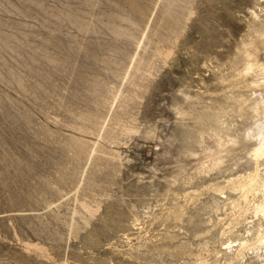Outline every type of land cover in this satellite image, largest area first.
<instances>
[{"label":"rangeland","instance_id":"374dc122","mask_svg":"<svg viewBox=\"0 0 264 264\" xmlns=\"http://www.w3.org/2000/svg\"><path fill=\"white\" fill-rule=\"evenodd\" d=\"M0 264H264V0H0Z\"/></svg>","mask_w":264,"mask_h":264},{"label":"bare ground","instance_id":"6f19581e","mask_svg":"<svg viewBox=\"0 0 264 264\" xmlns=\"http://www.w3.org/2000/svg\"><path fill=\"white\" fill-rule=\"evenodd\" d=\"M259 149H262V148H259Z\"/></svg>","mask_w":264,"mask_h":264}]
</instances>
